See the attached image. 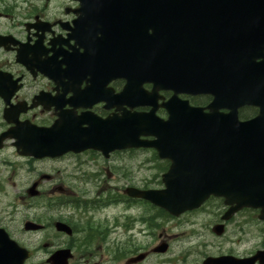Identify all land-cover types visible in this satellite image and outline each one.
I'll use <instances>...</instances> for the list:
<instances>
[{
  "label": "flooded vegetation",
  "instance_id": "obj_1",
  "mask_svg": "<svg viewBox=\"0 0 264 264\" xmlns=\"http://www.w3.org/2000/svg\"><path fill=\"white\" fill-rule=\"evenodd\" d=\"M52 0H0V190L1 185L9 182L17 169H22L12 159L18 158L28 166L29 172L38 177L34 183L39 191L38 197L46 199L40 185H58L59 170L56 175L50 169L56 160L21 159L14 148V140L7 136L19 135L17 127L25 125L30 131L34 129H49L59 121V114L70 113L81 115L90 113L101 119L110 117L115 109L112 103L113 94L120 93L126 86L122 79L112 80L111 68H106V59L94 55L104 47L102 35L91 29V19L81 8V2L61 0L51 4ZM104 66V72L100 70ZM104 80L96 82L97 76ZM182 99H185L181 97ZM199 107L209 105V96H199ZM189 100V99H188ZM89 105V107H85ZM126 111V107H121ZM257 113L255 108H241L239 118H253ZM119 164V181L111 178L104 181L100 192L92 193L79 190L74 199L81 198L83 202L78 208L76 219L59 218L58 207L52 208L48 216H40L33 222L42 226L37 231L39 247L43 257L31 256L22 264H50L52 254L56 250H69L71 257L67 264H127L128 254L139 253L140 249L153 248L159 242L170 244L172 264H198L208 255L209 247L206 232L212 238L213 228L222 225L225 239L222 243H230L234 248L228 255L239 256L244 248V254L253 256L256 252V237L249 231L251 218L247 215L227 221H222L226 214L223 208L203 209L202 218L190 214L179 218L167 219V235H160L161 222L158 212L150 209L128 208V203L134 205L125 195L128 187L127 162L114 161ZM111 162L100 161L98 167ZM35 165L33 170L31 167ZM124 183L122 187L111 186ZM7 182V183H8ZM6 184V183H5ZM110 191V193H109ZM56 192V193H55ZM61 186L52 188L51 199L71 197ZM55 196V197H54ZM87 204L85 208L83 205ZM236 218V219H235ZM63 220L71 228V236L57 233L54 226ZM235 219V220H234ZM222 221V222H221ZM12 218H0V227L12 225ZM224 234V233H223ZM163 238V239H161ZM161 240V241H160ZM21 248H27L29 241H17ZM121 258V259H119ZM21 257L14 258V261Z\"/></svg>",
  "mask_w": 264,
  "mask_h": 264
},
{
  "label": "water",
  "instance_id": "obj_2",
  "mask_svg": "<svg viewBox=\"0 0 264 264\" xmlns=\"http://www.w3.org/2000/svg\"><path fill=\"white\" fill-rule=\"evenodd\" d=\"M158 1L169 2L170 0ZM171 1L175 3L171 5L170 10L178 18L191 19L189 25L194 26L193 20L206 19L204 14L199 12L197 6L199 0ZM206 1L226 2L225 0ZM187 28L192 27L187 26ZM140 43L138 48H147L145 53L129 57L130 63L135 69L138 64L149 65L153 59L152 45L149 47L144 42ZM158 48L164 52L168 51L162 45H158ZM129 50L134 51L131 47L128 48ZM163 73L164 70L159 76L161 77ZM174 109L177 110L173 112L168 124L145 122L142 115H124L123 118L113 117L103 123H97L103 127V130H107L109 127L114 128L115 133L113 132V137L109 142L95 141V148L101 147L103 144H109L112 147H118L119 144L121 146H136L134 135L153 134L158 137L157 142H140L138 144L157 148L162 157H168L169 154L175 152L180 155V157L172 159L177 165H180L177 161L188 162L190 170L188 191L190 195L184 202L187 208L197 207L203 199H201L202 196L213 194L224 197L228 203L240 202L241 205L258 207L264 215V130L254 128L252 131L254 125L237 124L232 117L201 116L194 110ZM259 120L264 121V118ZM89 124L92 127L94 123L89 122ZM79 140L78 144L92 145L94 142L93 136H91V141ZM59 151H66V148L62 147L60 143ZM164 183L166 190L160 194L163 202L176 182L167 175L164 178Z\"/></svg>",
  "mask_w": 264,
  "mask_h": 264
},
{
  "label": "rangeland",
  "instance_id": "obj_3",
  "mask_svg": "<svg viewBox=\"0 0 264 264\" xmlns=\"http://www.w3.org/2000/svg\"><path fill=\"white\" fill-rule=\"evenodd\" d=\"M60 1L61 0H54V2H56V3H59ZM126 159L127 160H130L129 157H127ZM80 160H82V162H84L85 158H81ZM76 161H78V160H75V159H72V158H67V159H64L62 161H59V169L65 172L68 169H70L71 167H73L76 164ZM89 166H90V168L93 169V167L91 166V164H89ZM140 174H142V173H140ZM26 179H27V177H26ZM21 180L23 182H20L18 179L15 180L14 181V184L10 188L7 189V192L5 191V194L8 193V195H7L6 198H1L3 200V202H1L0 209L2 208V206L4 207V205H2V204L3 203H7V201H8V204H7L8 205L7 206L8 209H12L11 206L14 203H17L19 205L18 206V209L19 210L22 209L21 206H22L23 202L20 201V200H18V199L16 201V198L18 196H20V195L22 196L21 191H23L25 189L27 182L24 181L23 177H21ZM91 191H93V190H91ZM38 213L41 215L40 212H38ZM33 214H36V212L35 211H29L28 212V216L29 217L33 216ZM12 229H19L18 222L16 223V221H15L14 226H13ZM34 240H35V238L32 239V241H34Z\"/></svg>",
  "mask_w": 264,
  "mask_h": 264
},
{
  "label": "bare ground",
  "instance_id": "obj_4",
  "mask_svg": "<svg viewBox=\"0 0 264 264\" xmlns=\"http://www.w3.org/2000/svg\"><path fill=\"white\" fill-rule=\"evenodd\" d=\"M205 56L207 57L208 56V54L206 55L205 54ZM223 62H225L224 60H222V61H218V62H216L215 64L216 65H221V64H223ZM222 70H223V68L222 67H217V71H219V73L217 74L218 76H223V72H222Z\"/></svg>",
  "mask_w": 264,
  "mask_h": 264
}]
</instances>
